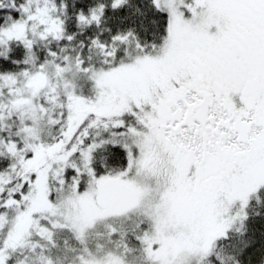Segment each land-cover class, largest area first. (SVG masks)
I'll list each match as a JSON object with an SVG mask.
<instances>
[{"label": "snow or ice", "instance_id": "6c2138e0", "mask_svg": "<svg viewBox=\"0 0 264 264\" xmlns=\"http://www.w3.org/2000/svg\"><path fill=\"white\" fill-rule=\"evenodd\" d=\"M0 264H264V0H0Z\"/></svg>", "mask_w": 264, "mask_h": 264}]
</instances>
